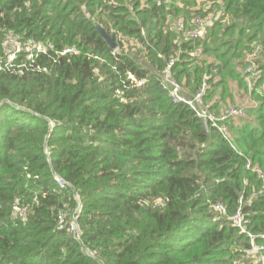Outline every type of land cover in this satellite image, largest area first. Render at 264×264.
Wrapping results in <instances>:
<instances>
[{
  "label": "trees",
  "instance_id": "16d2710c",
  "mask_svg": "<svg viewBox=\"0 0 264 264\" xmlns=\"http://www.w3.org/2000/svg\"><path fill=\"white\" fill-rule=\"evenodd\" d=\"M180 1L0 0L3 60L8 36L44 50L22 74L0 70V264H234L245 245L237 210L264 233V189L251 171H264V94L252 91L253 122L227 123L225 137L163 87L173 53L199 46L213 62L190 66L182 53L176 82L194 93L216 68L223 97L229 80L244 87L237 51L264 46V0ZM220 9L204 40L171 27ZM119 35L139 45L127 52ZM260 67L264 81V58ZM74 193L80 243L69 230ZM14 207L26 208L24 221Z\"/></svg>",
  "mask_w": 264,
  "mask_h": 264
},
{
  "label": "built area",
  "instance_id": "2783aa9c",
  "mask_svg": "<svg viewBox=\"0 0 264 264\" xmlns=\"http://www.w3.org/2000/svg\"><path fill=\"white\" fill-rule=\"evenodd\" d=\"M222 3L223 2L219 0L218 4L223 9ZM165 4L169 5L170 0H165ZM221 12L222 10L220 9L219 13L211 11L204 16H195L190 21L189 26H186L180 19L176 22L173 28L176 32L180 33V37L184 40H204L207 36L209 28L212 26L213 22L219 18ZM224 21H228V18H225ZM119 37L123 41V45H126L127 42L125 37L121 35H119ZM5 43L6 45H9V48L5 51L4 60L3 56H0V70H5L7 72L22 74L23 70L26 68L25 60L33 61L38 53H44L43 47L40 44L34 43L31 39L23 41L20 37L8 36L4 44ZM129 44L139 45L137 40H131L129 41ZM139 47H141V45ZM69 50L70 49H65L63 53L69 52ZM114 52H118V50L115 49ZM263 52L264 48L260 43L251 44L249 51L243 56L242 64L237 71L244 83L246 91L249 93V97L247 98L248 104L246 106L237 105L220 108V98L217 94H213L217 89L215 87L212 88V85L216 86V84L220 81L218 77L219 72L216 68H212L211 73L204 75L200 86L194 93H182L181 85H179V83H177L171 75V68L179 60L182 53L187 55L188 58L186 61L188 62V65H199V62L202 60L204 55L200 46L184 52L182 51V48H179L177 52L173 53V56H171L163 71V87L168 90V95L171 101L177 104L181 103L190 108L195 113L196 117L203 122L207 131L211 128H216L220 134L226 137L229 134L226 124L229 122H238L239 119H243L245 117V109L248 110L257 106V102L250 98L252 91L256 90L255 88L257 87L256 91L258 94H264V81L260 82L263 77V71L257 62ZM21 55H24V57L21 58ZM231 84L232 83L228 81L229 87H231ZM210 90L211 97L209 100H206V95ZM221 92L220 95L222 94ZM44 152L47 157V162H49V150L45 148ZM246 170H250L249 162L246 164ZM251 171L256 173L258 179L264 181L263 171L257 168H253ZM53 178L59 189H72L71 185L57 174L53 173ZM73 198L76 206L71 212L69 230L73 240L80 243V232L77 225V217L81 210V202L79 196L75 193ZM241 200L242 199L238 201L239 204L242 203ZM25 209L26 208L14 207L15 214L23 221L25 220ZM216 209H222V207L217 206ZM231 220L232 225L241 235L245 237V245L241 248L242 251L240 252L242 256L239 257L234 264H246L247 260L249 261L248 264H264V233L255 234L248 230V220L244 218L240 209H238L234 216L231 217ZM63 226V219L61 218L58 223V229L61 230ZM82 250L89 257H93V254L88 249L83 248Z\"/></svg>",
  "mask_w": 264,
  "mask_h": 264
},
{
  "label": "rangeland",
  "instance_id": "374dc122",
  "mask_svg": "<svg viewBox=\"0 0 264 264\" xmlns=\"http://www.w3.org/2000/svg\"><path fill=\"white\" fill-rule=\"evenodd\" d=\"M200 2H197V4H198V7L199 8H206V6L208 5L205 1L206 0H199ZM177 2H178V5H181V3H179V2H182V1H180V0H177ZM185 2V1H184ZM195 16H192V17H189L188 18V20L187 21H185V25L186 26H189V24H190V21L192 20V18H194ZM173 25H174V23L172 24V28H173ZM234 38H236L237 37V35L236 34H234V36H233ZM253 43H260L261 45H262V43L261 42H259L257 39H255L254 41H251V42H247V43H243V45H242V47H240L239 48V50L237 51V52H240V49L241 50H243L242 52H240L241 53V55H240V53L238 54L239 55V60H240V62L242 63V59H243V56L245 55V53L246 52H248L249 51V49H250V45L251 44H253ZM132 49L131 50H129V49H127V45H124V48H125V50L127 51V52H133L134 51V49H135V47L133 46V45H129ZM263 46V45H262ZM264 47V46H263ZM139 61L141 62V63H144L146 60L145 59H143L142 57H143V54H140L139 53ZM263 58H264V54L262 53L261 55H260V57H259V59H258V63H259V65H260V63L263 61ZM203 62H205L206 63V65H208V64H211V62H213V59L211 58V56L210 55H203V58H202V60L199 62V66L201 67V66H203L202 64H203ZM204 63V64H205ZM241 66V65H240ZM240 66H236V70L238 71V69L240 68ZM190 68L189 67H187V70H189ZM263 71V70H262ZM207 76V75H206ZM218 77H219V80H221V75L219 74L218 75ZM229 82L230 83H232L231 84V87L230 88H228V92H226L225 93V95H224V97L222 96V95H220V92H221V90H222V84H216V86H215V88L217 89L216 91H214V93L213 94H217L218 96H219V98H220V100H219V105H220V108H222V107H229V106H237V105H240V106H246L247 104H248V101H247V98L249 97V93L246 91V89H245V87H240L239 86V84H238V80H229ZM261 82H263V81H261ZM178 83V82H177ZM184 83H185V81L183 80L181 83H179V85H181V87H182V93H185V94H190V93H192V90L190 89V87L189 86H187V87H185L184 86ZM233 84H234V86H233ZM189 87V88H188ZM251 99H255L254 97H253V94L251 93V97H250ZM255 101V100H254ZM256 102V101H255ZM252 109V108H251ZM245 111H246V113H245V117L243 118V119H239L240 120V122L241 121H246V120H249V119H251V117H253V115L251 114V112H250V109H245ZM239 120H238V122H239ZM237 122V123H238ZM239 122V123H240ZM250 122H253V120L251 119L250 120ZM264 172V171H263ZM261 189H264V181H262L261 180ZM260 192V191H259ZM255 193V192H254ZM243 246H240L239 247V250L240 251H242V248ZM240 257L242 256L241 254L239 255ZM239 258V257H238ZM237 258V259H238ZM236 259V260H237ZM248 260L246 261V264H248Z\"/></svg>",
  "mask_w": 264,
  "mask_h": 264
},
{
  "label": "water",
  "instance_id": "95a60500",
  "mask_svg": "<svg viewBox=\"0 0 264 264\" xmlns=\"http://www.w3.org/2000/svg\"><path fill=\"white\" fill-rule=\"evenodd\" d=\"M95 28L99 35L102 37V39L108 44V46L111 49H115V37L114 35H108L103 28H101L99 25H95Z\"/></svg>",
  "mask_w": 264,
  "mask_h": 264
}]
</instances>
